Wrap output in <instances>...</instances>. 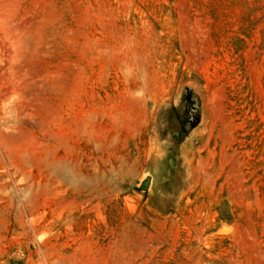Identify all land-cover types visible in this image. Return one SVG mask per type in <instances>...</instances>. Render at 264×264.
Wrapping results in <instances>:
<instances>
[{
  "label": "rangeland",
  "instance_id": "374dc122",
  "mask_svg": "<svg viewBox=\"0 0 264 264\" xmlns=\"http://www.w3.org/2000/svg\"><path fill=\"white\" fill-rule=\"evenodd\" d=\"M0 264H264V0H0Z\"/></svg>",
  "mask_w": 264,
  "mask_h": 264
}]
</instances>
